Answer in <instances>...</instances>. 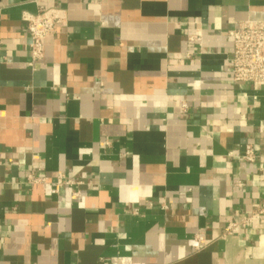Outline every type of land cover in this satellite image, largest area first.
<instances>
[{
  "label": "crops",
  "instance_id": "crops-1",
  "mask_svg": "<svg viewBox=\"0 0 264 264\" xmlns=\"http://www.w3.org/2000/svg\"><path fill=\"white\" fill-rule=\"evenodd\" d=\"M39 6L66 21L32 65ZM259 20L264 0H0V264H264V214L225 235L264 205V84L233 80L228 36ZM59 173L78 183L54 194Z\"/></svg>",
  "mask_w": 264,
  "mask_h": 264
},
{
  "label": "built area",
  "instance_id": "built-area-1",
  "mask_svg": "<svg viewBox=\"0 0 264 264\" xmlns=\"http://www.w3.org/2000/svg\"><path fill=\"white\" fill-rule=\"evenodd\" d=\"M22 20L26 24L27 33L30 39L31 61L33 65L45 57V39L56 32L58 26L66 21L65 11L57 8H45L39 6L37 13L25 12ZM202 29L196 28L190 41L200 43L202 40ZM228 36L232 42L230 65L232 77L235 82H245L253 84H264V21H246L238 24L228 31ZM182 109L187 110L186 102H182ZM254 146L248 144L242 156L245 161L252 162L256 159ZM29 183H47V176H40L33 171L27 174ZM78 181L59 173L53 183L52 193L59 194L65 186H72ZM166 208V205H162ZM264 214V205L256 212L231 222L225 235L234 234L242 227H249L254 224L259 215ZM200 242H204L202 237H198ZM199 248V247H198Z\"/></svg>",
  "mask_w": 264,
  "mask_h": 264
}]
</instances>
